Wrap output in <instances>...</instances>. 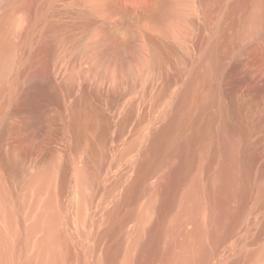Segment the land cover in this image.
Segmentation results:
<instances>
[{
    "label": "bare ground",
    "instance_id": "obj_1",
    "mask_svg": "<svg viewBox=\"0 0 264 264\" xmlns=\"http://www.w3.org/2000/svg\"><path fill=\"white\" fill-rule=\"evenodd\" d=\"M30 1L25 7V0H0V140L7 132L9 120L21 118L23 124L40 125L45 119L43 103L61 107L66 127L74 134L75 161L82 165L80 171L89 172L93 158L80 152L79 143L85 130L99 121L101 133L114 127L116 137L126 134L134 113L131 106H121L119 96H143L152 91L170 54L181 49L182 69L167 77V82H177L176 90L152 124L121 152L123 157L130 156L124 170L127 176L112 185L113 192H118L104 213L102 229L96 234V249L104 244L101 252L94 254L92 263L87 264H210L220 241L232 233L230 224L237 217L241 196L245 201L250 196L260 201L264 196V172L251 171L253 162L249 155L252 136L264 129V120L237 96V81L232 78L243 73L264 87V0H179L173 17L151 24L160 33L175 37L178 45L147 36L149 55H135L133 72L129 68L131 72L124 78L115 80L118 85L125 84L128 92L115 96L110 114V110L106 112L92 101L93 96L105 97L106 91L112 94V88L105 89L110 83L104 80L90 87L78 82L70 69L56 61L55 45L44 43L43 35L33 31L47 8H40L37 0ZM92 5L103 9L99 0ZM192 5L198 15L193 10L197 17L190 19L188 7L193 8ZM104 27L110 33L111 28L107 24ZM81 39L78 44H82ZM18 45L21 54L17 53ZM98 52L102 55L98 53L97 57L102 59L104 54ZM41 56L47 61L46 67L36 74L29 63ZM108 73L104 70L100 78ZM163 88H155L157 103L159 92L167 91ZM103 145L106 149L105 142ZM17 157L12 149L4 160L7 163ZM49 168L30 178L29 183L38 192L51 178ZM89 175L94 176L92 172ZM141 199L140 210L136 211L134 204ZM51 205L49 198L31 227V231L44 229L36 255L40 260L46 259L47 264H66ZM134 217L138 218V227L135 225L136 233L123 252L124 240L113 236L127 219ZM241 240L229 251L224 264H235L237 253L244 247ZM8 254L0 231V264H8ZM256 254L262 260L264 246Z\"/></svg>",
    "mask_w": 264,
    "mask_h": 264
},
{
    "label": "rangeland",
    "instance_id": "obj_2",
    "mask_svg": "<svg viewBox=\"0 0 264 264\" xmlns=\"http://www.w3.org/2000/svg\"><path fill=\"white\" fill-rule=\"evenodd\" d=\"M37 1L40 8L43 5V8L46 6L47 9L36 29L33 30L34 33L43 35L44 43L49 42L55 45L56 61L60 65H65L66 69H70L72 75L75 78L77 76L78 82L88 84L90 87L104 80L110 83L105 89L112 88V94L106 91L105 97H92L94 104L99 105L106 112L110 110L107 112L109 114L112 108L110 103L115 101L119 94L128 92L125 84L118 85L115 80L124 78L130 70L133 72L135 62L132 59L135 55L141 53L142 56L143 53L149 55L147 36L158 37L166 44L178 45L175 37L160 33L151 24L167 21L173 17L177 13L179 0L163 2L160 0H99L103 3V9L93 7L92 3L95 0ZM30 2L25 0V7ZM188 8L191 14H188V18H194V15L196 18L198 12L194 6V9L191 6ZM106 24L111 28L110 33L104 27ZM189 26L192 34L195 33L192 26ZM79 38H82V44H78ZM21 50V45H18L17 53L21 54ZM98 51L104 54L102 59L97 57L100 54ZM179 52L181 53V49H178L175 55L170 54L171 58L169 56V61L166 60L167 64L166 61L164 62L166 65L162 68L160 76L157 74L156 81L157 79L158 81L155 82L157 86L153 85L152 91L150 89L146 95H143L145 97L137 93L119 96L121 106H131L132 114H135L130 119L133 122L130 121L126 134L119 135L120 139L116 137L114 127L107 129L108 134L101 133L99 121L85 130L83 134L85 137L82 136L79 143L81 142L80 152L88 153L93 158L89 172L80 171L82 165L75 161L76 153L72 148L74 134L66 127V120L61 116V107L43 103V118L46 121L42 120L43 123L41 122L40 125L23 124L21 118L4 122V124L8 123V129L4 138L0 140V191L2 194L0 231L3 232L8 245V264H47L46 259L40 260L36 255L44 229L38 227L31 231V227L45 210V202L49 198L52 200L51 206L56 216L55 231L63 241L66 264L92 263L96 257L94 254L98 255L96 251L101 252L104 242L101 243L99 250L96 249V234L102 229L104 213L112 205L118 192L116 190L113 192L112 185L119 178L126 179L127 176H124V170L130 156L123 157L121 152L127 144L136 139L135 136L152 124L153 119L166 107L167 99L176 90L177 82H167V77H173L184 65L183 53L181 55ZM46 62L45 57L41 56L35 63L30 62L29 65L32 72L37 70L35 72L37 74L45 70ZM164 69L167 74H164ZM104 70L109 73L107 76L104 75V78H100ZM232 78L237 81H235L238 85L237 96L247 102L253 112L264 120V87L259 85L257 79L246 78L243 73L234 74ZM238 80L239 83L240 80L243 83L239 84ZM155 88L167 90H164L162 94L159 92V104L154 97V95L157 96ZM153 90L156 91L153 92ZM102 134L105 137L108 136V139L106 138L108 141L105 137L102 138L104 136ZM252 141V149L249 151L253 162L251 171L258 169L259 173H262L264 172V154H262L264 129L260 132L256 131ZM101 142L103 144L105 142L106 149ZM12 149L16 151L18 157L15 161L6 163L5 155ZM45 168L51 170V178L38 192L29 183L30 178L46 170ZM90 172L94 176L91 177ZM142 202L143 199L134 204L136 211L140 210ZM237 206V217L230 224L232 233L225 240L220 241L221 243L218 242L220 244L210 259V264H224L229 251L236 246L239 238H242L244 247L239 254L237 253L235 264H264V257L261 260L260 255L256 254L264 246V196L260 198V201H256L252 196L245 201L244 196H241ZM137 222V217L127 219L123 228L113 236L114 239L120 236L124 240L123 252L126 251L130 237L136 233ZM113 238L111 240H114ZM63 249L61 248L62 251ZM251 253H254L252 258L249 257Z\"/></svg>",
    "mask_w": 264,
    "mask_h": 264
}]
</instances>
